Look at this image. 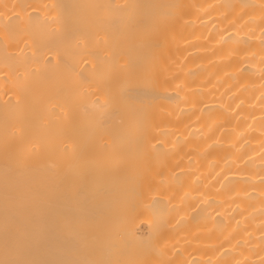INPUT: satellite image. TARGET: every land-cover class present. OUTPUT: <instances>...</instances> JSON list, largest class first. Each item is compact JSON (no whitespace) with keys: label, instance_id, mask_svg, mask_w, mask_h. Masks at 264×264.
Here are the masks:
<instances>
[{"label":"bare ground","instance_id":"1","mask_svg":"<svg viewBox=\"0 0 264 264\" xmlns=\"http://www.w3.org/2000/svg\"><path fill=\"white\" fill-rule=\"evenodd\" d=\"M0 264H264V0H0Z\"/></svg>","mask_w":264,"mask_h":264},{"label":"rangeland","instance_id":"2","mask_svg":"<svg viewBox=\"0 0 264 264\" xmlns=\"http://www.w3.org/2000/svg\"><path fill=\"white\" fill-rule=\"evenodd\" d=\"M143 225H144V226H143ZM147 227H148V226H147L146 223H144V222H142V221L139 223V229H140V231L143 230V231H141V233L143 232L142 236L147 237V235H148L147 233H149V231L146 230V229H148ZM148 230H149V229H148ZM146 231H147V232H146Z\"/></svg>","mask_w":264,"mask_h":264}]
</instances>
